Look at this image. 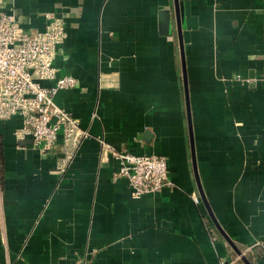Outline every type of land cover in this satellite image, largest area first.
<instances>
[{
    "label": "crops",
    "instance_id": "1",
    "mask_svg": "<svg viewBox=\"0 0 264 264\" xmlns=\"http://www.w3.org/2000/svg\"><path fill=\"white\" fill-rule=\"evenodd\" d=\"M179 1L181 33L175 0H0L24 29L64 18L55 101L89 132L66 161L0 119V264H264V0ZM101 140L172 184L133 198Z\"/></svg>",
    "mask_w": 264,
    "mask_h": 264
},
{
    "label": "built area",
    "instance_id": "2",
    "mask_svg": "<svg viewBox=\"0 0 264 264\" xmlns=\"http://www.w3.org/2000/svg\"><path fill=\"white\" fill-rule=\"evenodd\" d=\"M45 16L43 30L24 29L14 13L0 12V119L20 116L21 125L15 130L18 139L30 138L43 150L60 145L65 160L71 161L89 132L55 101L57 92L74 87L77 79L59 74L54 64L67 38L64 18L53 12ZM46 81L51 84L46 85ZM101 152L103 156L112 154L118 162L115 178L127 180L133 198L160 192L172 184L164 155L116 150L102 140ZM241 257L222 260L221 264H236Z\"/></svg>",
    "mask_w": 264,
    "mask_h": 264
},
{
    "label": "water",
    "instance_id": "3",
    "mask_svg": "<svg viewBox=\"0 0 264 264\" xmlns=\"http://www.w3.org/2000/svg\"><path fill=\"white\" fill-rule=\"evenodd\" d=\"M161 21L164 25H169L171 23V12L169 8H165L161 11ZM175 15H177V25L179 28L180 33L182 32L183 27H185L187 22L189 23L190 20H192L190 16V8L188 4H184L183 2L179 0H175ZM189 25V24H188ZM191 26V25H190ZM182 46V45H181ZM182 54L184 55L183 47H182ZM184 77L186 80V69L184 67ZM186 92H187V84H186ZM187 103H188V120H189V126H190V137H191V146H192V153H193V161L194 165L196 166V160H195V146H194V137H193V131H192V121H191V112L189 107V98L187 95ZM148 135V133L146 134ZM197 167V166H196ZM198 177V176H197ZM198 179V178H197ZM199 189L202 193V197L205 199V195L203 193L202 185L200 180H197Z\"/></svg>",
    "mask_w": 264,
    "mask_h": 264
}]
</instances>
